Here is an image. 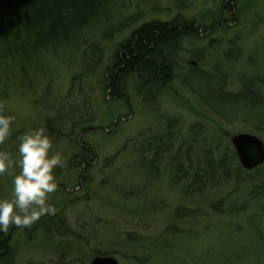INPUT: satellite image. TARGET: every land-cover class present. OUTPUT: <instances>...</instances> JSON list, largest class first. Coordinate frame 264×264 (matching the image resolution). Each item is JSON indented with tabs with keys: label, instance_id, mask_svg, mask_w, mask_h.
I'll use <instances>...</instances> for the list:
<instances>
[{
	"label": "rangeland",
	"instance_id": "obj_1",
	"mask_svg": "<svg viewBox=\"0 0 264 264\" xmlns=\"http://www.w3.org/2000/svg\"><path fill=\"white\" fill-rule=\"evenodd\" d=\"M225 1H234L232 10L225 9ZM107 8L105 21L82 32L90 51H97L95 61L84 45H66L53 56L42 53L40 69L30 71L35 63L31 60L28 81L16 77L0 84V114L15 118L0 151L17 161V137L44 128L45 118L54 114L49 103L70 115L61 127L63 136L48 135L53 142L50 154L59 153L64 166L54 169L57 190L47 201L70 233L61 234L59 226L60 234L40 228L26 237L23 228L12 225L7 233L0 231L8 251L0 264H89L95 255H112L117 264H137L128 257L146 254L151 257L140 264H264V200L254 203L242 196L254 184L221 182L199 195H186L183 182L171 181L169 157L152 170L135 160L131 148L132 137L150 136L163 127L162 120L173 117L179 140L187 138L190 126L201 125V135L207 138L221 133L223 145H231L232 135L249 133L264 147V102L258 107L228 103L214 93L219 89L236 95L240 88L264 99V0H113ZM153 20L192 21L204 31L177 41L169 82L152 96L139 94L129 80L123 95L113 97L99 84L110 56L135 27ZM85 117L87 123L78 121ZM79 142L91 155L77 162L71 155L82 154ZM258 166L263 172L264 159ZM19 172L14 166L10 174L0 175V200L12 198L13 177ZM226 196L245 210L210 209V202ZM177 206L196 213L172 217ZM168 226L177 233L157 248L124 244L122 239L125 231L150 237Z\"/></svg>",
	"mask_w": 264,
	"mask_h": 264
},
{
	"label": "trees",
	"instance_id": "obj_2",
	"mask_svg": "<svg viewBox=\"0 0 264 264\" xmlns=\"http://www.w3.org/2000/svg\"><path fill=\"white\" fill-rule=\"evenodd\" d=\"M233 3L234 1L230 4ZM111 4L113 0H0V84L7 80L14 82L16 77L23 83L28 81L30 72L26 71V67L31 60L35 63L30 71L40 69L39 65L43 63L42 53H51L53 56L60 47L66 45L71 47L76 44L84 45V49L88 50L86 54L91 53L95 61L98 58L94 59L97 51L93 50L94 48L90 51L82 32L99 21H105L107 7ZM230 4L225 1L227 7L225 9L232 10L233 6ZM199 30L204 31L192 21H187L185 24L173 20L141 23L131 31L126 40L117 44L110 56V65L105 67L103 75L100 76L99 84L105 91L109 90L113 97H120L124 93L125 83L133 80L139 94L148 93L152 96L153 92L169 82L167 74L177 51V41L185 36H197ZM2 86L6 87V85ZM214 93L228 103L240 101L258 107L264 102L257 93L253 91L245 93L240 88L236 95L224 94L219 89L214 90ZM147 100H151L150 97ZM59 107L55 106L54 102L48 104V109H54V114L44 120L43 127L47 135L51 133L54 137L63 136L61 127L70 115L61 113ZM86 117L78 121L87 123L89 119ZM162 121L163 127L150 136L143 138L139 133L132 137L131 148L135 150L136 161L156 170L163 158L169 157L171 181L183 182L182 190L186 195H199L207 188H214L221 182L231 181L237 186L240 183L255 185L247 190L246 194H242L246 197V201L256 203L259 199L264 200V170L260 171L263 167L256 166L244 170L239 165L231 145L222 144L221 133L218 132L219 138L217 136L207 138L201 135V125L195 128L190 126L191 130L187 138L179 140L176 129L177 119L173 117ZM71 123L74 125L75 122L72 120ZM77 145L82 154L77 156L73 154L71 158L78 157L77 162L88 159L91 155L90 149L83 142ZM144 155H149L150 159L148 160ZM103 161H108V158H104ZM231 203L232 200L229 201L228 196L221 197L210 202V209L216 213L234 211L241 213L246 208L245 205ZM195 213L196 211L191 212L177 206L173 209L172 217H193ZM64 222L61 216L59 218L56 214H47L30 228L22 230L27 233L26 237L40 228L46 231L52 229V233L55 234H60L59 229H62L61 234H69L70 230L64 226ZM59 226L63 228L58 229ZM168 227L150 237L137 236L135 233L125 231L122 233V239L124 244L135 243L138 246L147 245L157 248L163 246L170 234L177 233L173 228ZM257 232L259 237H262L261 231L257 230ZM5 245V237H0V260L8 256ZM150 257L151 254H146L132 255L128 258L140 264ZM246 259H249V263L252 262L251 257Z\"/></svg>",
	"mask_w": 264,
	"mask_h": 264
},
{
	"label": "clouds",
	"instance_id": "obj_3",
	"mask_svg": "<svg viewBox=\"0 0 264 264\" xmlns=\"http://www.w3.org/2000/svg\"><path fill=\"white\" fill-rule=\"evenodd\" d=\"M4 105L0 104V113ZM13 116L0 114V145L10 137ZM20 159L7 151H0V175L10 174L14 166L20 172L13 177V196L0 200V231L7 233L10 226L30 228L42 216L54 214L47 203L49 195L57 190L54 169L63 167L59 153H51L53 142L44 128L34 129L17 137Z\"/></svg>",
	"mask_w": 264,
	"mask_h": 264
},
{
	"label": "water",
	"instance_id": "obj_4",
	"mask_svg": "<svg viewBox=\"0 0 264 264\" xmlns=\"http://www.w3.org/2000/svg\"><path fill=\"white\" fill-rule=\"evenodd\" d=\"M191 64L195 62L189 61ZM230 144L237 157L239 165L244 170H250L260 165L264 159V147L262 141L249 133H238L230 137ZM89 264H117L112 255H95Z\"/></svg>",
	"mask_w": 264,
	"mask_h": 264
}]
</instances>
